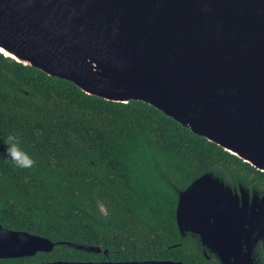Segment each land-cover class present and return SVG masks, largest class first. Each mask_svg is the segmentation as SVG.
I'll return each instance as SVG.
<instances>
[{
  "label": "water",
  "instance_id": "water-1",
  "mask_svg": "<svg viewBox=\"0 0 264 264\" xmlns=\"http://www.w3.org/2000/svg\"><path fill=\"white\" fill-rule=\"evenodd\" d=\"M0 52L88 95L148 103L264 172V0H0ZM169 186L181 241L198 238L221 264H259L264 193L236 191L213 172L183 190ZM57 246L108 254L0 224V259Z\"/></svg>",
  "mask_w": 264,
  "mask_h": 264
},
{
  "label": "trees",
  "instance_id": "trees-1",
  "mask_svg": "<svg viewBox=\"0 0 264 264\" xmlns=\"http://www.w3.org/2000/svg\"><path fill=\"white\" fill-rule=\"evenodd\" d=\"M9 135L32 158L30 167L7 156ZM205 172L232 188L264 193V172L156 107L88 95L0 52V224L108 251L92 255L57 246L50 254L0 264H221L204 254L198 238L180 240L177 194L169 186L183 190ZM257 252L264 264V246Z\"/></svg>",
  "mask_w": 264,
  "mask_h": 264
},
{
  "label": "clouds",
  "instance_id": "clouds-1",
  "mask_svg": "<svg viewBox=\"0 0 264 264\" xmlns=\"http://www.w3.org/2000/svg\"><path fill=\"white\" fill-rule=\"evenodd\" d=\"M6 144L7 147L5 148V152L7 156L19 167L26 168L33 164L32 158L20 148L19 142L15 139V137L9 135L6 140Z\"/></svg>",
  "mask_w": 264,
  "mask_h": 264
},
{
  "label": "flooded vegetation",
  "instance_id": "flooded-vegetation-1",
  "mask_svg": "<svg viewBox=\"0 0 264 264\" xmlns=\"http://www.w3.org/2000/svg\"><path fill=\"white\" fill-rule=\"evenodd\" d=\"M241 187H243V186H242V185H239V186H236V187H233V188H234V190L236 189V191H240ZM247 188L249 189V191H250L251 193H258V194H260V195L263 194V193H259V192H257V191H251L249 187H247ZM201 246H202V245H201ZM263 246H264V244H262V247H263ZM202 247H203V246H202ZM203 248H204V247H203ZM260 250H261V249H260ZM260 250H259V251H260ZM39 254H42V253H39ZM39 254H38V255H39ZM44 254H50V253H44ZM38 255H37V256H38ZM257 255H258V252H257ZM258 256H259V255H258ZM207 259H209L208 256H207ZM3 260H8V259H3Z\"/></svg>",
  "mask_w": 264,
  "mask_h": 264
}]
</instances>
